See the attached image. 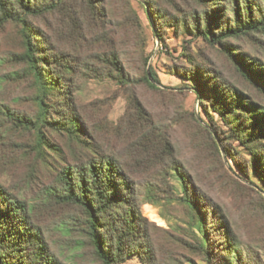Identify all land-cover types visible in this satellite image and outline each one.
<instances>
[{
    "label": "rangeland",
    "instance_id": "374dc122",
    "mask_svg": "<svg viewBox=\"0 0 264 264\" xmlns=\"http://www.w3.org/2000/svg\"><path fill=\"white\" fill-rule=\"evenodd\" d=\"M56 1L63 3L58 11L29 17V25L34 27L33 33L48 37L53 47L47 44L49 51L70 68L53 70L59 73L62 87L58 99L64 102L68 97L67 103L76 104L93 139L89 141L95 140L104 152L119 158L134 179L146 185L161 145L141 142L142 126L154 123L167 131L178 162L203 206L207 205L209 216L218 222L215 210L220 209L241 246L243 261L264 264V185L253 169L251 150L238 141L218 114L210 111L212 119L205 115L194 82L186 75L202 65L206 73L225 84L258 94L237 73L221 47L199 34L192 16L202 14L201 5L194 0H174L170 5L166 0H104L100 7H89L86 0H32L31 4L44 8ZM232 2L222 1L230 14ZM228 43L264 65L263 32L229 39ZM24 53L22 26L0 21V185L32 207L31 218L62 261L97 264L86 244L81 213L59 200L40 204L41 195L59 186L62 170L75 163L81 150L68 137L54 133L51 138L60 153L48 152L43 161L31 149L34 133L23 127V116L37 113L38 91ZM113 53L122 65L125 85L103 75L101 59H114ZM108 68L112 70L109 63ZM150 69L161 80L158 90L141 82ZM133 95L144 114L129 103ZM166 178L156 199L143 200L141 195V214L154 230L156 263L206 264L196 250L191 214L181 199L176 172L168 168ZM65 226L71 233L65 232ZM212 235L208 232L209 239H220ZM224 243L214 246L217 264L228 258L219 250ZM141 259L140 254L132 253L120 264H144Z\"/></svg>",
    "mask_w": 264,
    "mask_h": 264
},
{
    "label": "trees",
    "instance_id": "16d2710c",
    "mask_svg": "<svg viewBox=\"0 0 264 264\" xmlns=\"http://www.w3.org/2000/svg\"><path fill=\"white\" fill-rule=\"evenodd\" d=\"M166 1L170 5L174 0ZM194 1L203 8L201 15L192 16L199 34L221 47V52L258 96L238 86L225 84L214 74L206 73L202 65L186 76L194 82V91L205 115L212 119L210 111L218 114L238 141L251 150L253 169L264 185V65L228 43L229 39L264 33V0H233L232 6H228L232 14L222 6L224 0ZM86 2L89 7H100L99 3L104 0ZM31 3L32 0H0V21L17 22L22 26L25 44L22 57L37 84L38 111L33 117L23 116V127L34 133L31 149L43 161L49 156L48 152L60 153L52 141V133L68 137L81 150L75 157V163L62 170L59 186L41 195L40 204L59 200L81 213L86 244L97 264H120L132 253L140 254L144 264H157L154 230L141 214V195L144 194L143 200L156 199L157 190L167 182L166 175L171 168L181 183V199L191 214L196 250L205 263L217 264L213 256L214 246L225 242L219 249L227 253L228 258H223V264H250L243 261L241 246L234 238L225 214L220 209L215 210L218 222L209 216L207 205L203 206L205 203L200 194L195 192L189 176L178 162L167 131L163 132L154 123L145 122L142 126L141 142L161 145L153 176L146 185L138 183L119 158L104 152L95 140L93 143L89 141L92 138L76 104L67 103L68 97L64 102L58 99L57 93L62 87L58 81L59 73L54 74L53 70L59 67L70 71V68L57 53L49 51L48 37L33 33L34 27L29 25V17L39 18L54 13L63 3L56 1L55 5L44 8ZM230 16L234 19H229ZM51 53L55 54L54 57ZM112 55L114 59L101 57L105 64L103 75L125 85L122 65L117 55ZM108 63L112 70H109ZM141 82L154 90L161 85L160 78L152 69L141 78ZM129 103L143 113L142 104L135 95L130 97ZM27 205L0 185V264H67L52 250L49 239L31 218L32 207ZM65 232L71 233L68 226H65ZM208 232H212V236H220V239H209ZM165 264L176 263L169 260Z\"/></svg>",
    "mask_w": 264,
    "mask_h": 264
}]
</instances>
